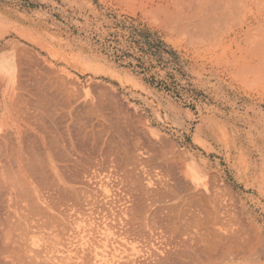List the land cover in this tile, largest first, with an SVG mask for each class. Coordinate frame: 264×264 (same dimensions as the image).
<instances>
[{"label": "rangeland", "instance_id": "obj_1", "mask_svg": "<svg viewBox=\"0 0 264 264\" xmlns=\"http://www.w3.org/2000/svg\"><path fill=\"white\" fill-rule=\"evenodd\" d=\"M0 63V249L264 264V0H0Z\"/></svg>", "mask_w": 264, "mask_h": 264}, {"label": "bare ground", "instance_id": "obj_2", "mask_svg": "<svg viewBox=\"0 0 264 264\" xmlns=\"http://www.w3.org/2000/svg\"><path fill=\"white\" fill-rule=\"evenodd\" d=\"M222 8V7H221ZM3 60L4 61H7V63H9V60H8V57L7 58H3ZM7 116V115H6ZM19 128V127H18ZM26 129V128H25ZM24 129V130H25ZM9 130V129H8ZM30 130V129H29ZM34 131V130H33ZM10 133V132H9ZM27 133V132H26ZM37 134V133H36ZM3 135V134H2ZM15 135V134H14ZM41 135H42V133H41ZM5 136H7V135H5ZM4 135H3V137H5ZM12 136V135H11ZM16 136H17V138L19 139L18 140V143H19V146H18V148H17V146H15L16 147V149H18L17 150V155L18 156H16V158H17V161H18V167L17 168H19V172L21 173V175H23V177H24V179L28 182V174H29V172L31 171V167H29L27 164H26V158H28L27 157V150L24 148V145H22V135H21V131L19 130V131H17V134H16ZM43 136V135H42ZM0 138H1V136H0ZM10 138V137H9ZM6 139V137L4 138V140ZM10 139H12V138H10ZM1 140H2V138H1ZM1 140H0V142H1ZM4 140H2V142H4V144H6L5 143V141ZM7 140V139H6ZM43 140V139H42ZM10 143H12V142H10ZM10 143H8L7 142V144H10ZM4 146V145H3ZM10 146V145H9ZM0 147H1V145H0ZM5 147V149H6V145L4 146ZM13 147V146H12ZM3 148V147H2ZM14 148V147H13ZM12 148V149H13ZM9 149V148H8ZM11 149V151H14V150H12ZM3 150V149H2ZM10 150V149H9ZM8 150V151H9ZM8 151H7V153H8ZM4 152V151H3ZM2 152V153H3ZM15 153V152H14ZM1 154V153H0ZM6 154V153H5ZM4 154V155H5ZM35 154V153H34ZM13 155H16V153L15 154H13ZM7 158V157H6ZM31 158V157H30ZM0 160H2V159H0ZM30 160V159H29ZM29 160L27 159V161L29 162ZM16 161V162H17ZM31 161V160H30ZM1 163H4V162H1ZM15 163V162H14ZM6 164V163H5ZM10 164H11V162H10ZM34 164V163H33ZM1 165V164H0ZM13 166H15V165H13ZM28 166V167H27ZM16 167V166H15ZM33 167H36V166H33ZM13 168V167H12ZM30 168V169H29ZM15 169V168H14ZM14 169H12V170H14ZM10 170V168H8L6 165H1V167H0V180H1V182H2V187H3V185H4V188H5V186H6V190L8 191V194H9V201L11 202L10 204H12L13 205V202H14V204H15V200L16 199H14V198H16L17 197V194L18 195H20V192L17 190V189H20V188H18V187H16V186H18L17 184H21V183H18L19 182V180L18 181H16L18 178H20L18 175V177H16L15 175H13V173H12V170L11 171H9ZM33 170H37L36 168L35 169H33ZM32 170V171H33ZM15 171V170H14ZM17 172V171H16ZM30 173H32V172H30ZM14 174H17V173H15L14 172ZM30 176V175H29ZM17 178V179H15V178ZM23 177H21L22 179H23ZM32 178V177H31ZM35 179V178H34ZM24 180V181H25ZM36 180V179H35ZM17 182V184L15 183V182ZM22 181V180H21ZM23 181V183H24V185H27V187H30V186H28V184H25V182ZM15 184H16V186H15ZM0 186V187H1ZM20 186H22L21 187V189L23 188V185H20ZM24 187H26V186H24ZM2 191V190H1ZM0 191V192H1ZM18 191V192H17ZM20 191H22V190H20ZM0 195H3V193L2 194H0ZM23 197V195L20 197V196H18V198L20 199V198H22ZM25 197H26V195H25ZM4 198H5V196H4ZM18 199V200H19ZM23 199L25 200H27V198H22V202H23ZM18 200H16V201H18ZM20 201V200H19ZM18 201V202H19ZM31 201V200H30ZM21 202V201H20ZM27 203V202H26ZM16 204H17V202H16ZM28 204V203H27ZM6 205V204H5ZM11 205V206H12ZM10 206V207H11ZM29 207V206H28ZM31 207V206H30ZM29 207V208H30ZM9 208V207H8ZM15 209V208H14ZM13 209V210H14ZM17 209V208H16ZM12 210V211H13ZM26 210H27V208H26ZM25 210V211H26ZM30 210V209H29ZM8 211V210H7ZM18 211H20V210H18ZM8 212H10V211H8ZM13 212H16V211H13ZM24 212V211H23ZM19 213V212H18ZM29 213V212H28ZM9 214H11V213H9ZM15 214V213H14ZM24 214V213H23ZM11 215H13V214H11ZM7 216H9V215H6V217ZM20 216V215H19ZM11 217H13V216H11ZM10 217V218H11ZM15 217H17L16 216V214H15ZM21 217H22V215H21ZM24 218H26V217H24ZM13 219V218H12ZM17 218H15V220H16ZM14 220V221H15ZM8 222L10 221V219H8L7 220ZM7 222V223H8ZM12 222V221H11ZM13 223V222H12ZM14 223H16V222H14ZM8 224H11V223H8ZM17 224V223H16ZM15 224V225H16ZM8 227H10V225L8 226ZM12 228V227H11ZM14 229H15V226L13 227ZM12 228V229H13ZM8 229V228H7ZM13 229V231H15ZM4 230V229H3ZM6 230V229H5ZM8 230H10V229H8ZM7 232V231H6ZM5 233V232H4ZM12 234H13V232H12ZM9 235H10V232H9ZM14 235V234H13ZM8 236V235H7ZM25 236V235H24ZM27 236V235H26ZM13 237V236H12ZM17 237V236H16ZM25 238H27V237H25ZM5 239H6V237H5ZM14 239V237L13 238H11V237H8L7 238V240H5V242H4V245L2 244L1 245V247H3V249L1 248L0 249V264H50L49 262H47V261H52V259L50 260V257H48V260L46 261V259H45V249H38V247H40V243H39V246L38 247H35L36 245H37V241H36V244H33V245H30L29 243H27L26 241H22V242H19V241H17V240H13ZM1 240V239H0ZM27 240H28V238H27ZM31 240V239H30ZM30 240H28L29 242H30ZM43 241V240H42ZM3 242V241H2ZM221 242V241H220ZM33 243V242H32ZM31 243V244H32ZM35 243V242H34ZM45 243V242H44ZM211 243V242H210ZM210 243H208V244H210ZM43 244V243H42ZM224 244V243H223ZM222 244V245H223ZM35 245V246H34ZM44 246H45V244H43ZM43 245L41 246V247H43ZM212 245V244H211ZM217 245V244H216ZM221 245V244H220ZM227 245H228V247L229 246H231L232 245V248H234V245L232 244V242L231 243H227ZM209 246V245H208ZM224 246H225V244H224ZM224 246H223V248H224ZM52 247H54V246H52ZM212 247V246H211ZM213 247H214V245H213ZM212 247V248H213ZM217 247H218V245H217ZM220 247H222V246H219V248ZM45 248V247H44ZM46 248H48V247H46ZM211 248V249H212ZM218 248V249H219ZM230 248V247H229ZM228 248V249H229ZM49 249V248H48ZM53 249H55V248H53ZM214 249V248H213ZM215 249H217V248H215ZM50 250H51V248H50ZM57 250V249H56ZM59 250V249H58ZM231 250V249H230ZM53 251V250H52ZM194 251V250H193ZM192 251V254L194 253ZM197 251V250H196ZM232 251V250H231ZM237 251V250H236ZM59 252H61V251H59ZM58 252V253H59ZM188 252H190V251H188ZM228 252V251H227ZM46 253L48 254V251H46ZM52 253V252H51ZM220 253V252H219ZM186 254H189V253H187L186 252ZM191 254V255H192ZM56 255V254H55ZM59 255V254H58ZM215 255V254H214ZM218 255H220V257H221V253L220 254H218ZM226 255H227V253H226ZM239 255V254H238ZM53 256V255H52ZM62 256V255H61ZM65 256V255H64ZM68 256V255H67ZM186 256V255H185ZM195 256H196V254H195ZM198 256V255H197ZM206 256V255H205ZM66 257V256H65ZM190 256H188L187 255V259L189 258ZM219 256H218V258H214L213 256H211L210 255V257L208 258V259H206L207 257H204V258H197V257H194V254L192 255V258H191V263L189 262H187L186 260H185V262H187V263H184V264H216V263H218V262H220L221 261V259H224L225 258V253H224V256L223 257H221L220 258ZM234 257V256H233ZM69 258H71V257H69L68 256V258H66V259H69ZM57 259V258H56ZM62 259V261L60 262H57L58 264H68L70 261V259L67 261L66 259V263L64 262L63 263V258H60V259H58V260H61ZM210 259V260H209ZM228 259V258H227ZM58 260H55V261H58ZM54 261V260H53ZM132 262V261H131ZM53 263H55V262H53ZM182 263V264H183ZM52 264V263H51ZM70 264V263H69ZM71 264H74V261H73V263L71 262ZM76 264V263H75ZM77 264H83L82 262H78L77 261ZM129 264H130V262H129Z\"/></svg>", "mask_w": 264, "mask_h": 264}, {"label": "crops", "instance_id": "obj_3", "mask_svg": "<svg viewBox=\"0 0 264 264\" xmlns=\"http://www.w3.org/2000/svg\"><path fill=\"white\" fill-rule=\"evenodd\" d=\"M0 67H1V63H0ZM203 169H204V166H203ZM199 172H200V174H199ZM208 173H210V171H208ZM208 173H206L205 170H203V171H197V174H199V176H204V175L206 176Z\"/></svg>", "mask_w": 264, "mask_h": 264}]
</instances>
